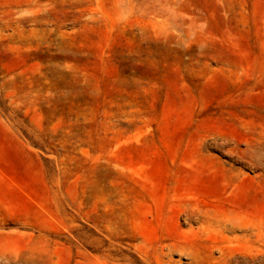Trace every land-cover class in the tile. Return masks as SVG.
I'll list each match as a JSON object with an SVG mask.
<instances>
[{
    "label": "rangeland",
    "instance_id": "rangeland-1",
    "mask_svg": "<svg viewBox=\"0 0 264 264\" xmlns=\"http://www.w3.org/2000/svg\"><path fill=\"white\" fill-rule=\"evenodd\" d=\"M0 264H264V0H0Z\"/></svg>",
    "mask_w": 264,
    "mask_h": 264
}]
</instances>
